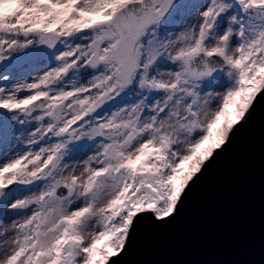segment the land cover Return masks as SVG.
<instances>
[{
  "label": "snow or ice",
  "instance_id": "6c2138e0",
  "mask_svg": "<svg viewBox=\"0 0 264 264\" xmlns=\"http://www.w3.org/2000/svg\"><path fill=\"white\" fill-rule=\"evenodd\" d=\"M262 90L264 0H0V264H108Z\"/></svg>",
  "mask_w": 264,
  "mask_h": 264
},
{
  "label": "water",
  "instance_id": "95a60500",
  "mask_svg": "<svg viewBox=\"0 0 264 264\" xmlns=\"http://www.w3.org/2000/svg\"><path fill=\"white\" fill-rule=\"evenodd\" d=\"M108 264H264V90L170 216L134 218Z\"/></svg>",
  "mask_w": 264,
  "mask_h": 264
},
{
  "label": "rangeland",
  "instance_id": "374dc122",
  "mask_svg": "<svg viewBox=\"0 0 264 264\" xmlns=\"http://www.w3.org/2000/svg\"><path fill=\"white\" fill-rule=\"evenodd\" d=\"M25 66H27V65H25ZM32 74L35 75V72H33ZM227 111H228V109H227ZM229 119H230V120H233V115L230 116ZM222 120L225 121V119H224L223 116H221L220 119L217 120V123H218V124H221V121H222ZM225 130H227V127L225 128ZM227 132H228V131H227ZM217 135H218V131H217V133H216V136H217ZM220 135L222 136V133H220ZM210 139H211V138H210ZM210 139H209V140H210ZM209 140H205L204 143L201 145V149H200V151H198V152H197V155L195 156V161H196V162H199V158H200L201 156L207 154L205 150L207 149L206 146L208 145L207 142H208ZM215 142H219V141L216 140Z\"/></svg>",
  "mask_w": 264,
  "mask_h": 264
},
{
  "label": "clouds",
  "instance_id": "9594fccd",
  "mask_svg": "<svg viewBox=\"0 0 264 264\" xmlns=\"http://www.w3.org/2000/svg\"><path fill=\"white\" fill-rule=\"evenodd\" d=\"M209 118H211V117H209Z\"/></svg>",
  "mask_w": 264,
  "mask_h": 264
}]
</instances>
